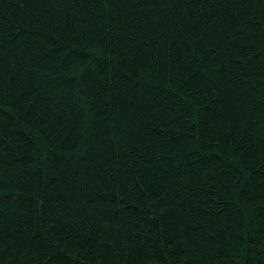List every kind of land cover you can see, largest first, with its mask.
Wrapping results in <instances>:
<instances>
[{"label": "trees", "instance_id": "obj_1", "mask_svg": "<svg viewBox=\"0 0 264 264\" xmlns=\"http://www.w3.org/2000/svg\"><path fill=\"white\" fill-rule=\"evenodd\" d=\"M0 264H264V0H0Z\"/></svg>", "mask_w": 264, "mask_h": 264}]
</instances>
